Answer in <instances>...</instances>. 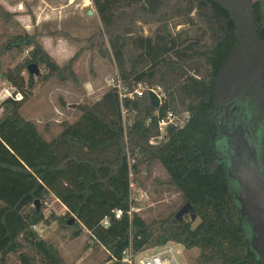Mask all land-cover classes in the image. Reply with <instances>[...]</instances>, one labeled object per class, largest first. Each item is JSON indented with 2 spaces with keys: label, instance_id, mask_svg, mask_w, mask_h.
Returning <instances> with one entry per match:
<instances>
[{
  "label": "trees",
  "instance_id": "1",
  "mask_svg": "<svg viewBox=\"0 0 264 264\" xmlns=\"http://www.w3.org/2000/svg\"><path fill=\"white\" fill-rule=\"evenodd\" d=\"M91 1L122 85L159 86L166 100L160 105L145 92L120 103L115 89H109L92 105L79 106L77 120L63 123L61 132L45 141L36 126L20 116L36 84L34 76L25 79L23 73L35 64L45 69L46 82L52 78L76 82L72 66L77 55L59 66L36 34L22 28L12 36L3 47L27 51V56L2 73V80L22 100L8 98L0 106V264H9L10 257L16 264H66L57 249L34 231L56 221L74 229L72 239L87 232L93 244L106 251L110 264H123L121 254L129 247L139 253L167 243L198 250L192 264H257L233 197L234 184L222 161L218 117L227 106L242 104L264 159V0L250 3L249 38L239 36L235 18L222 0ZM2 14L6 21L14 17ZM176 19H185L186 24L196 20L207 42L179 41L171 27ZM138 22L155 25L151 36L137 32ZM231 64L235 90L223 96L220 83ZM248 76L263 97L257 117V99L240 96L251 82ZM122 108L130 121L125 128ZM156 111L161 116L187 112L189 120L180 129L169 128L160 144L150 145L158 135ZM128 154L135 160L130 168ZM156 165L164 170L167 186L180 196L181 205L166 218L150 222L137 213L128 216L129 171L137 182L139 173L144 180L150 178ZM48 198L58 201L66 214L45 218ZM184 204L197 214L195 227L185 218L175 219ZM115 210L123 211L121 219L114 218Z\"/></svg>",
  "mask_w": 264,
  "mask_h": 264
},
{
  "label": "rangeland",
  "instance_id": "2",
  "mask_svg": "<svg viewBox=\"0 0 264 264\" xmlns=\"http://www.w3.org/2000/svg\"><path fill=\"white\" fill-rule=\"evenodd\" d=\"M58 1L62 5L58 16L68 17L60 28V37L70 44L73 56L77 55L72 66L76 82L71 80L61 82L56 78L46 82L42 78L46 71L40 67V79L37 78L38 76H34L36 84L29 98L31 102L22 112L20 111L23 118L32 122L39 134L45 137L47 141L55 138L61 132L63 123L72 124L75 122L80 116L78 107L90 106L98 101L110 89L107 82L119 76L117 67L110 57L109 46L102 33V27L92 1ZM222 1L235 18L239 36L249 38L252 31L249 21L250 3L255 0H244V3L236 0ZM17 2L22 4L21 15L32 17L31 8L33 5L35 6L32 0H0V106L8 99V93L15 92L8 83L2 80V73L22 62L27 56V51L20 53L15 49L3 47L12 36H15L22 29L20 24L18 27L16 26L18 14L10 12V6H14ZM88 10L93 12L92 16H87ZM2 12L13 13L14 17L6 21ZM68 25L79 28L72 30L69 29ZM137 27V32L143 37L151 36L155 29V25L143 24L142 22H138ZM171 27L179 41L201 40L207 42V36L201 31L196 20L192 24H186L185 19H176L171 21ZM32 34H36L37 40L41 43L39 31L35 30ZM66 57L59 62L54 61L59 66H63L69 61ZM234 66L231 64L223 73L220 83V93L223 96L225 94L230 95L235 90V83L232 80ZM261 70L262 65L260 69L257 68V80ZM23 76L27 79L28 73L25 71ZM248 77L251 82L248 83L247 87L241 89L240 96L244 99H257V103L254 104L255 116L257 117L259 115L258 109L263 103V97L258 91L256 81L254 82L250 76ZM87 82H90L91 88L85 90L83 85ZM2 114L3 109L0 107V117ZM125 119L127 120V117ZM14 124L17 129L20 128L18 121H15ZM258 147H261L260 142H258ZM259 152H261L260 149ZM136 179L138 185L136 191L139 193L138 206L141 209L139 215L147 222L164 219L181 205L180 196L167 186V176L160 166L156 165L151 168L150 178L144 180V175L139 173ZM43 214L45 218L51 215L62 217L66 214V210L58 201L48 198L43 205ZM184 218L190 221L188 216ZM198 223L199 219L197 218L195 222H192V226L195 227ZM73 230L69 229V226L63 227L57 221L34 227V231L39 237L57 249L66 264H110L107 262L108 254L106 251L99 245L93 244L87 232L83 231L79 237L72 239ZM174 249L180 252L179 260L182 264H192L198 254V250L186 251L181 245H175ZM9 264H16L14 257H10Z\"/></svg>",
  "mask_w": 264,
  "mask_h": 264
},
{
  "label": "water",
  "instance_id": "3",
  "mask_svg": "<svg viewBox=\"0 0 264 264\" xmlns=\"http://www.w3.org/2000/svg\"><path fill=\"white\" fill-rule=\"evenodd\" d=\"M88 16L93 12L89 10ZM30 76H38L37 65L27 66ZM221 136L226 137V152L222 161L233 182V197L238 206L243 224L249 231V246L257 257V264H264V159L263 155L249 140L248 132L227 135L218 125ZM36 209L39 206L36 203ZM188 216L190 222L198 218L190 204H184L175 214V219Z\"/></svg>",
  "mask_w": 264,
  "mask_h": 264
},
{
  "label": "built area",
  "instance_id": "4",
  "mask_svg": "<svg viewBox=\"0 0 264 264\" xmlns=\"http://www.w3.org/2000/svg\"><path fill=\"white\" fill-rule=\"evenodd\" d=\"M108 86L110 89H115L118 94L119 101L122 103L123 100H133L135 98H140L143 96L145 92H149L153 94L160 105L165 102V94L163 93L162 89L159 86H148L146 84H137L132 88L125 87L119 81L118 78H112L108 82ZM8 98L13 99L14 101H21L22 95L19 93H8ZM122 118H123V126L124 128L130 124V121L127 123L126 121V112L122 108L121 109ZM157 120V131L158 135L155 138L150 139V145H158L164 139L167 130L169 128L180 129L186 125L189 120V114L185 113H173L171 111L167 112L165 115H159L158 111L155 112ZM150 120L147 121L149 124ZM128 166L129 168L135 163L134 158H131L128 154ZM138 185L136 181H134V176L131 171H129V211L128 216H131L132 213H137L141 211L138 206L139 202V193H137ZM114 218L119 220L123 216L122 210H115L113 212ZM104 227L108 226V219H104L102 222ZM94 239H91L93 243ZM177 244L174 243H167L165 245L153 248V250H145L139 253H134L133 250L129 247L124 250L121 254V261L123 264H182L179 260V251H175L174 247Z\"/></svg>",
  "mask_w": 264,
  "mask_h": 264
},
{
  "label": "crops",
  "instance_id": "5",
  "mask_svg": "<svg viewBox=\"0 0 264 264\" xmlns=\"http://www.w3.org/2000/svg\"><path fill=\"white\" fill-rule=\"evenodd\" d=\"M32 2L35 3V6L33 5L31 8L32 17L30 15H21L22 4L19 2H17L14 6H10V12L18 14L16 21L28 34H32V32L35 30L39 31L41 34L40 41L42 46L54 60L59 62L60 60L64 59L65 56H67L66 58L70 59L73 56L71 49L72 47L65 39L60 37V28L62 27V23L68 19V17L64 18L62 16H58L59 9L62 7L61 3L58 0H32ZM73 26L74 25H68L69 29L72 30H77L79 28H74ZM83 87L85 90L90 89V82L84 84ZM30 102L31 101L28 100V102L20 111L22 112V110H24V108L29 105ZM20 116L23 118L21 113ZM39 135L43 140L47 141L45 137H43L41 134Z\"/></svg>",
  "mask_w": 264,
  "mask_h": 264
},
{
  "label": "flooded vegetation",
  "instance_id": "6",
  "mask_svg": "<svg viewBox=\"0 0 264 264\" xmlns=\"http://www.w3.org/2000/svg\"><path fill=\"white\" fill-rule=\"evenodd\" d=\"M218 125L222 129V132L227 133V135H232L240 132L241 130L247 131L250 142L258 149V145L255 141L254 131L251 129V118L248 115L245 107L242 104H235L232 107H226L224 111L219 115ZM222 137V143L224 147V153L226 152V137ZM259 150V149H258Z\"/></svg>",
  "mask_w": 264,
  "mask_h": 264
}]
</instances>
